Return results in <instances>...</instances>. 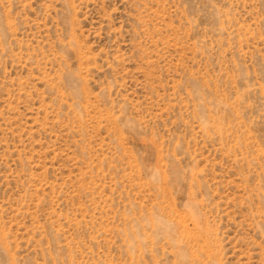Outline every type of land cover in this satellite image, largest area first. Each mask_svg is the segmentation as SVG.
Here are the masks:
<instances>
[{"label": "rangeland", "instance_id": "rangeland-1", "mask_svg": "<svg viewBox=\"0 0 264 264\" xmlns=\"http://www.w3.org/2000/svg\"><path fill=\"white\" fill-rule=\"evenodd\" d=\"M0 264H264V0H0Z\"/></svg>", "mask_w": 264, "mask_h": 264}]
</instances>
